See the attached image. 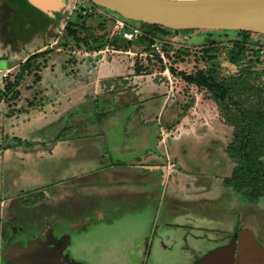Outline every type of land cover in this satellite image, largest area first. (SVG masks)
Masks as SVG:
<instances>
[{
    "label": "rangeland",
    "instance_id": "1",
    "mask_svg": "<svg viewBox=\"0 0 264 264\" xmlns=\"http://www.w3.org/2000/svg\"><path fill=\"white\" fill-rule=\"evenodd\" d=\"M0 2V264H80L62 248L74 236L71 255L94 262L100 251L104 264L117 254L120 264H195L242 231L264 244V197L224 186L234 128L186 79L211 71L264 111V56L254 57L264 34L156 26L145 53L111 47L118 17L88 0ZM233 42L246 64L231 60Z\"/></svg>",
    "mask_w": 264,
    "mask_h": 264
},
{
    "label": "water",
    "instance_id": "2",
    "mask_svg": "<svg viewBox=\"0 0 264 264\" xmlns=\"http://www.w3.org/2000/svg\"><path fill=\"white\" fill-rule=\"evenodd\" d=\"M57 7L56 0H35ZM130 21L175 31L238 30L264 34V0H88ZM237 242V243H236ZM195 264H264V250L242 231Z\"/></svg>",
    "mask_w": 264,
    "mask_h": 264
},
{
    "label": "trees",
    "instance_id": "3",
    "mask_svg": "<svg viewBox=\"0 0 264 264\" xmlns=\"http://www.w3.org/2000/svg\"><path fill=\"white\" fill-rule=\"evenodd\" d=\"M92 6H95L91 3ZM103 9V8H101ZM110 15L112 12L106 10ZM125 20L121 16H116ZM144 33L133 40L126 41L120 38L110 40L109 45L115 49H126L131 46L141 48L145 53H154L152 49L153 38L151 31L156 29V26L139 23ZM68 29V28H67ZM166 32H172L171 29L162 28ZM175 31V30H174ZM179 32V31H176ZM241 38H246L251 35L250 32H239ZM77 43L86 42L83 39L72 37ZM211 41V40H210ZM230 55L233 63L245 61L241 58V48L238 42H233ZM207 54L210 52L206 51ZM44 53V52H43ZM264 56V52L256 50L254 57L259 58ZM42 55L41 53H33L31 57H27L25 62L14 77L13 82H8L6 87H18L23 79V73L27 70L30 59ZM248 65H253L254 61L247 62ZM188 83L205 89L209 92L211 99L217 104L221 116H223L227 125L234 128L233 143L227 150L228 156L235 162V168L232 175L224 180V186L231 188L236 193L244 194L245 198L252 202H257L264 197V111L258 108H249L243 102L235 98V83L218 79L211 71H200L194 75L187 76ZM3 89H0V101L3 96ZM104 117V116H103ZM238 232L233 234L229 244L235 243Z\"/></svg>",
    "mask_w": 264,
    "mask_h": 264
},
{
    "label": "flooded vegetation",
    "instance_id": "4",
    "mask_svg": "<svg viewBox=\"0 0 264 264\" xmlns=\"http://www.w3.org/2000/svg\"><path fill=\"white\" fill-rule=\"evenodd\" d=\"M24 13V12H23ZM19 14H21V13H16V15L13 17V19H15L16 21H19L20 20V15ZM19 15V16H18ZM24 15H26L25 13H24ZM22 16H23V14H22ZM19 19V20H18ZM172 200H168L167 199V202H168V205L170 204L169 202H171ZM166 202V201H165ZM135 207V206H134ZM136 208V207H135ZM162 211V210H161ZM156 215V214H155ZM154 215V219H156V216H158L159 217V215H156L155 216ZM83 221H84V225H86V226H88L89 224H90V220H89V218H87V220L86 219H83ZM163 224V226H162V228L161 229H171V228H175V230H176V232H178V233H180V231H182V230H180V227H177L179 224H176L175 226L173 225V224H171V223H169V222H165L164 221V223H162ZM86 226L83 228V232L86 230ZM81 228V229H82ZM167 238V237H166ZM181 238V237H180ZM180 238H178L177 237V240H179ZM197 238H194L193 240H196ZM74 240H75V236H74V238H72L71 239V237L69 238V239H67V241L66 242H64L63 243V247L62 248H64L65 249V251H66V253L64 254V257L66 258V260H68L69 261V258L72 260V262H75V261H78V262H80V264H81V262H82V264H84V262L86 261V264H104V263H102L101 261H99V259H100V255H101V252L100 251H97L96 253H93V255H95L96 256V254H97V258H93L94 259V262L92 261V262H90V261H88L86 258H88V257H90L91 255H85V256H82V257H79V256H77L78 257V259L75 257V256H73V255H75V253H73V251H71V250H73V245H74ZM151 241H152V239H150ZM180 241V240H179ZM236 241H237V239H236ZM256 241V240H255ZM181 242V241H180ZM257 242V244L259 245V247H261V248H263V250H264V244L262 243V242H260V241H256ZM143 243H145L144 245H145V247H146V249L145 250H150V248H149V240H148V238H146V239H144V241H143ZM237 243V242H236ZM232 244V243H231ZM49 247V246H48ZM164 247H166V245L164 246ZM95 249H97V248H95ZM115 251H116V254H117V250H114L113 251V253H111V256H113L114 255V253H115ZM184 251V253H187V252H192V250L190 251V249L188 250V249H184L183 250ZM187 251V252H186ZM71 253H73V255H71ZM145 253H146V251H145ZM209 252H206V253H204V254H202L201 255V257H204L206 254H208ZM191 253H187V255H190ZM118 256H116L117 258L116 259H112L111 261H110V263L108 262V264H120V260L121 261H123L124 260V258H123V255H121V254H117ZM145 256H146V259H145V264H150L148 261H149V259H150V256L149 255H144V258H145ZM110 258V257H109ZM188 259H191V261H190V263H193V261H194V259H192V254L190 255V256H188L187 257ZM75 260V261H74ZM125 264V263H124ZM127 264V263H126Z\"/></svg>",
    "mask_w": 264,
    "mask_h": 264
},
{
    "label": "built area",
    "instance_id": "5",
    "mask_svg": "<svg viewBox=\"0 0 264 264\" xmlns=\"http://www.w3.org/2000/svg\"><path fill=\"white\" fill-rule=\"evenodd\" d=\"M82 1V0H77ZM115 28L118 31L120 37L126 41H133L141 35V29L136 25H130L123 19H116ZM3 72L2 76H5Z\"/></svg>",
    "mask_w": 264,
    "mask_h": 264
},
{
    "label": "crops",
    "instance_id": "6",
    "mask_svg": "<svg viewBox=\"0 0 264 264\" xmlns=\"http://www.w3.org/2000/svg\"><path fill=\"white\" fill-rule=\"evenodd\" d=\"M58 3H59V6H57V7H59V8H61L62 6H63V0H56ZM0 4H1V2H0ZM30 14V13H29ZM32 15V14H31ZM30 17V16H29ZM1 43V42H0ZM2 46H1V44H0V48H1ZM30 54H33V53H30ZM26 56H28V55H26ZM25 56V57H26ZM2 70H4V71H9V68L8 69H6V68H4V69H2ZM2 70H0V71H2ZM195 146L193 145V146H191V148H194ZM143 163H145V162H142V164ZM146 164H148V162H146ZM150 171H152V170H150ZM151 173V172H150ZM198 183V182H197ZM195 185H196V183H195ZM203 191H205V190H203ZM206 192V191H205ZM198 199H200V197L198 198ZM189 201H194V202H196L197 200H189ZM200 201V200H199ZM204 205L203 204V202H200V205ZM29 264V263H28Z\"/></svg>",
    "mask_w": 264,
    "mask_h": 264
}]
</instances>
